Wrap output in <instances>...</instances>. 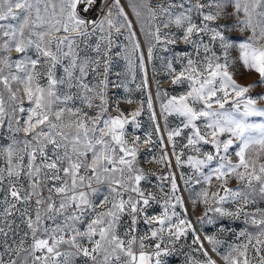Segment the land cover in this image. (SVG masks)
<instances>
[{"label": "snow or ice", "instance_id": "snow-or-ice-1", "mask_svg": "<svg viewBox=\"0 0 264 264\" xmlns=\"http://www.w3.org/2000/svg\"><path fill=\"white\" fill-rule=\"evenodd\" d=\"M127 5L164 133L124 0H0V264H264V0Z\"/></svg>", "mask_w": 264, "mask_h": 264}, {"label": "rangeland", "instance_id": "rangeland-1", "mask_svg": "<svg viewBox=\"0 0 264 264\" xmlns=\"http://www.w3.org/2000/svg\"><path fill=\"white\" fill-rule=\"evenodd\" d=\"M124 2H125V5H127V0H124ZM127 7L131 11V8L128 5H127ZM125 10L128 11L126 6H125ZM131 13H132V11H131ZM132 15H133V17L129 13L130 19L133 20L134 29L136 30L137 36H138V38L141 41V50H143L144 53H145V64L148 65V68H147V70H148V85H149L148 90L152 92L153 103H154V106L156 107L158 119H160V123H161V132L164 133V131H165L164 130V122H163V119L159 115V100L156 98V84H155V80L156 79H161V80L165 79L164 74H163V70H162L163 69V61H162L161 57H167L168 59H172V54L170 52L165 53V52L157 50L154 53L155 59H153L152 61H148L147 60V51H146V47H147L146 46V42H145V40L143 38V34L139 31V24L136 22V18H135L133 13H132ZM142 41H143V43H142ZM124 44H127L126 40L123 41L121 46H123ZM184 48H185V46L181 44V45H179L176 48V51L180 52V51L184 50ZM118 51L122 53L123 52V48L122 47L119 48ZM13 55L15 56L16 54L14 53ZM233 55H235V54L233 53ZM132 60H133V67L129 68L128 62L123 58L122 55L119 56L117 62H119L121 64H120V68L117 70V72H119L121 74L120 78H121V80H123L127 84L128 88L132 89L131 94H134V95L146 94L143 90H138L136 88V85L140 84L142 82L143 72H142V70L140 69V67L138 65L140 62L136 58L135 55L132 57ZM154 67L156 69V73L155 74L153 72V68ZM177 67H179V65H177ZM240 71H241L242 74H239L237 76V79L239 80V82L241 84H249V83H253L254 81L258 80V76L255 73H247L243 69H241ZM58 75H62V70L58 71ZM133 76L135 77L134 82H133ZM90 79H91V77H90ZM185 87L186 86H184V87H176L175 89H173V87L170 84H168V83L164 84V88H167L169 91H173L174 94L183 91ZM257 91H259V89L254 90L253 95H255ZM123 93H125V92L123 91ZM125 94L128 95V93H125ZM77 104L79 105V101H77ZM25 106H27V105H25ZM123 106L124 105H122V107ZM140 119L143 120V123H144V128L143 129L144 130L153 131V129L151 127V123H150V121L147 118V112H145L144 116H142ZM169 123H170L171 127H175L179 123V120H178V118H176L174 116L173 117H169ZM132 130H133L132 128H129V131H132ZM155 138H156V136H155V133L153 131V139H155ZM142 154H144L146 156L150 155L148 153V149L147 148L142 149L141 155ZM156 154L158 155L159 152L157 151ZM184 171H188V170L184 169ZM232 186L233 187L236 186L235 182H233ZM224 223L227 224L229 222L228 221H224ZM241 227H243V225L241 223H239V222H236L235 229L239 230V228H241ZM204 230L208 231L210 233L215 231V229H213L211 227L206 228ZM225 235H226V238H227V240L229 242H231L234 239V236H231V235H228V234H225Z\"/></svg>", "mask_w": 264, "mask_h": 264}, {"label": "built area", "instance_id": "built-area-1", "mask_svg": "<svg viewBox=\"0 0 264 264\" xmlns=\"http://www.w3.org/2000/svg\"><path fill=\"white\" fill-rule=\"evenodd\" d=\"M114 39H117V42L120 44V45H122V43H123V41H124V39H123V37H119V38H116V37H114ZM142 43H143V41H142ZM144 45V44H143ZM119 49H117V48H115L114 47V49H113V51L115 52V51H118ZM119 57V56H118ZM118 57H115V63H114V65H113V70L114 71H116L117 72V70L120 68V64L121 63H119V62H117V60H118ZM139 65V64H138ZM146 65V67L148 68V65L147 64H145ZM120 91V93H121V96H125V95H127V94H125V93H123V89H120L119 90ZM132 95V98L133 99H137V100H141V99H144V100H146V94H141V95H134V94H131ZM129 128H131V126H129ZM144 123H143V120H142V128H141V130H140V133H143V131H145L144 129ZM145 157H146V155H144V154H142L141 155V160L143 161L144 159H145ZM146 168H153V169H155L156 168V166L155 165H144ZM177 179H178V182H180V183H182V181H180L179 180V176L177 177ZM154 182H155V180H154ZM170 259V264H182V262H183V257H179V258H177V257H171V258H169Z\"/></svg>", "mask_w": 264, "mask_h": 264}, {"label": "bare ground", "instance_id": "bare-ground-1", "mask_svg": "<svg viewBox=\"0 0 264 264\" xmlns=\"http://www.w3.org/2000/svg\"><path fill=\"white\" fill-rule=\"evenodd\" d=\"M125 6H126V8L128 9V12L130 13V15L133 17V15H132L130 9L127 7V5H125Z\"/></svg>", "mask_w": 264, "mask_h": 264}]
</instances>
